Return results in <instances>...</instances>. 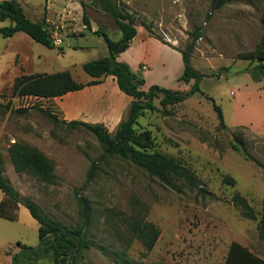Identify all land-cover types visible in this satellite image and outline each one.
<instances>
[{"label": "rangeland", "instance_id": "374dc122", "mask_svg": "<svg viewBox=\"0 0 264 264\" xmlns=\"http://www.w3.org/2000/svg\"><path fill=\"white\" fill-rule=\"evenodd\" d=\"M76 1L83 0L71 3ZM111 1L134 13L138 25L142 20L149 24L171 47L185 52L193 47L189 60L202 74L196 88L195 80L179 81L184 70L180 52L159 55L143 73L145 78L160 88L186 93L187 98L163 106L164 94L159 93L153 97L154 109L144 110L135 128L150 131L152 150L184 165L194 174L197 187L178 180L170 185L130 159L107 153L85 127L56 120L51 101L13 97L9 90L0 97V160L5 177L48 219L84 231L92 247L82 252L77 264L264 263L258 221L244 218L232 202L233 195L240 193L257 212L264 207V77L255 81L250 73L253 64L239 58L262 42L264 0H225L207 22L213 0ZM21 2L33 21H42L46 6L51 7L48 0ZM84 2L89 18L94 17L90 9L102 10L99 2ZM71 21L70 29L84 23L83 17ZM107 21L101 29L118 40L121 32L110 17ZM0 25L12 24L0 21ZM62 36L64 43L52 48L51 59L37 57L45 47L36 43L38 62L91 61L105 46L98 35ZM0 42L6 41L0 38ZM70 44L91 48L75 51ZM63 52L66 55L61 59ZM141 69L144 72L145 67ZM71 71L78 82L86 76L80 66ZM214 103L223 111L225 127L220 125ZM16 142L42 152L54 163L58 178L46 183L30 173H18L8 152ZM224 175L237 184H224ZM2 222L3 261L7 253H18L22 244L39 245L40 225L25 206H19L15 221ZM145 223L160 232L151 249L137 233Z\"/></svg>", "mask_w": 264, "mask_h": 264}, {"label": "trees", "instance_id": "16d2710c", "mask_svg": "<svg viewBox=\"0 0 264 264\" xmlns=\"http://www.w3.org/2000/svg\"><path fill=\"white\" fill-rule=\"evenodd\" d=\"M90 1L99 2L102 11L112 19L115 26L122 33V37L119 40H114L101 28L94 32L95 35L103 37L108 49V55L83 64V70L92 80L87 83L78 82L70 71L32 76L23 75L15 79L11 95L13 97L55 98L80 90L85 86L102 83L105 77L114 76L120 90L133 98L128 117L121 122L116 132L110 133L103 125H91L79 121L65 122L60 120L54 113H51V115H54L56 120L62 123L85 127L96 136L98 141L106 148L107 153L117 154L130 159L134 164L156 175L162 181L175 185L174 181L178 180L196 188L197 184L193 173L176 159L153 151L151 132H138L135 128L144 110L154 109L153 97L158 96L159 93L164 94V98L161 100L163 106L179 104L187 98V94L160 88L159 86H152L149 90H144L146 80L142 71L135 72L129 64L118 60L119 54L128 50L136 37V26L139 18L134 13L120 9L111 0ZM213 1L215 2L216 0ZM224 3L225 0H220L217 8H221ZM81 5L84 9V25L91 30V22L86 13L88 5L84 0ZM0 20L12 22V25L0 28V37L2 38L12 37L17 32H24L37 43L49 48L55 47L54 39L46 20L33 21L30 19L19 0L0 1ZM141 24L154 37L166 44L162 37L154 33L149 24L143 20ZM196 35L197 38L201 37L198 32H196ZM172 47L177 49L174 46ZM189 48H191L190 52L177 49L182 54L184 61V70L179 81L190 83L195 80V89L202 74L192 68L189 58L193 47L189 46ZM239 58L248 60L253 64L250 73L255 81H259L264 77V35L261 44L255 50L243 52L239 54ZM3 97L4 95H2ZM214 109L217 112L220 125L225 127L226 123L222 109L215 103ZM8 152L18 173H30L39 181L46 183H53L58 178L55 173L54 163L39 150L16 142L9 147ZM223 183L233 187L237 184L236 180L230 175L223 176ZM0 190L4 195L3 200L0 202L1 218L15 221L17 219V210L20 205H23L40 225L38 230L39 245L32 247L22 244L20 251L12 255V264H42L45 261H49L48 264H77L82 252L92 247L83 230L72 229L61 222L48 219L33 201L22 197L5 177L1 160ZM232 202L244 218L258 221L259 236L260 239L264 240V207L261 212H257L251 202L240 193L233 195ZM137 233L147 249H151L155 245L160 235L159 230L148 223L139 227Z\"/></svg>", "mask_w": 264, "mask_h": 264}, {"label": "crops", "instance_id": "0c3cea01", "mask_svg": "<svg viewBox=\"0 0 264 264\" xmlns=\"http://www.w3.org/2000/svg\"><path fill=\"white\" fill-rule=\"evenodd\" d=\"M19 1L21 2V0ZM48 1L50 2L51 7L49 8V5L46 6L43 19L46 20L49 28L51 29L53 39H61L62 44L60 46L64 43L62 35H65L66 37H80L83 39L88 38L89 36L91 37L92 35H95L94 32L100 29L101 26H105L104 22H108L107 19L109 17L104 11L90 9L94 15V17L89 18L91 22V30L87 29L84 23L82 25L75 24L74 29H70L72 25V18L79 21L83 17L84 9L81 3L77 1L75 3H71V0ZM57 2H59V4ZM26 5L27 7H31L30 4ZM22 6L28 16L25 6L23 4ZM7 21L9 20L1 22L5 23ZM0 26L3 27L2 25ZM136 28L137 35L130 48L118 56V60L120 62L129 64L135 72L139 70L142 71L141 68L144 66L145 69L142 73H147L150 69V63L157 61L159 59V55L165 54L166 56H173L175 52L178 55L179 51L177 49L154 37L143 25H137ZM105 32L107 33L109 31ZM121 37L122 33L120 38ZM3 39H5L6 42H0V83H2V86L0 87V95L6 90L11 92L15 79L23 75L32 76L36 74H54L62 71H70L72 76L78 80V77H75L71 70L77 66L83 68V64L89 62L80 61L79 63H74L73 65H65L58 63V58L56 57L57 63H51L49 62V59L52 58L51 51H54V49L46 46H44L45 48L39 50L37 57L41 58V56H46L49 59L44 62H38L36 55L34 54V50L37 48V42H35L28 34L24 32H17L12 37ZM4 44H6L7 47L3 46ZM60 46L55 45V48ZM69 46L75 51H82L91 48L84 44H70ZM65 55L66 52L61 53V59H63ZM107 55L108 49L105 44L101 53H99L98 57L93 60ZM51 61L53 62V60ZM145 76L146 75H144V77ZM91 80L92 78L86 73V76H84L80 82L87 83ZM145 80L146 84L144 86V90L146 91L152 86H158L155 83H150L146 78ZM0 97L2 98V95ZM45 100L52 102L56 110L53 113L62 121H79L91 125H103L110 133H114L118 129L121 122L126 120L128 117L133 98L120 90L114 76H108L104 78L102 83L85 86L80 90L69 92L63 96L46 98ZM3 198L4 195L0 190V202ZM21 209L22 208H20V211ZM24 215L26 216L25 212ZM3 220L6 219L0 217V264H12V254L7 253L6 261H3L1 256V247L4 239L2 234ZM255 264L264 263L257 262Z\"/></svg>", "mask_w": 264, "mask_h": 264}, {"label": "water", "instance_id": "95a60500", "mask_svg": "<svg viewBox=\"0 0 264 264\" xmlns=\"http://www.w3.org/2000/svg\"><path fill=\"white\" fill-rule=\"evenodd\" d=\"M219 1H220V0H216V1L214 2L213 7H212V9H211V11H210L208 17L206 18V22L209 20L210 15L215 11L216 7H217L218 4H219Z\"/></svg>", "mask_w": 264, "mask_h": 264}, {"label": "built area", "instance_id": "2783aa9c", "mask_svg": "<svg viewBox=\"0 0 264 264\" xmlns=\"http://www.w3.org/2000/svg\"><path fill=\"white\" fill-rule=\"evenodd\" d=\"M54 44L57 45V46H60L62 44V41L61 39L57 38L54 40Z\"/></svg>", "mask_w": 264, "mask_h": 264}]
</instances>
